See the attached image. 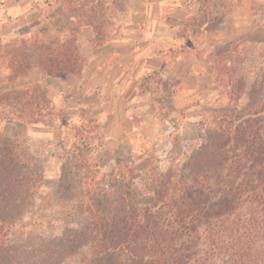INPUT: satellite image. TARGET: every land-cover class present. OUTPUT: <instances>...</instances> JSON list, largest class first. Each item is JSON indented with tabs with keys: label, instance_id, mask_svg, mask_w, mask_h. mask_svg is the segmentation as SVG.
<instances>
[{
	"label": "trees",
	"instance_id": "obj_1",
	"mask_svg": "<svg viewBox=\"0 0 264 264\" xmlns=\"http://www.w3.org/2000/svg\"><path fill=\"white\" fill-rule=\"evenodd\" d=\"M99 14L84 15L76 27H44L24 45L0 43L1 57L16 73L39 67L59 79L78 75L86 60L76 34L84 25L98 27ZM39 34L51 39L40 41ZM240 46L228 43L212 53L229 102L211 115L185 161L148 177L151 203H141L133 169L102 172L93 154L105 135L86 115L72 127L57 190L76 203L83 222L69 223L60 235L10 243L5 234L41 187L43 167L16 138L0 133V264H264V70L252 80L241 73ZM60 114L49 107L41 82L0 90L2 118L67 122Z\"/></svg>",
	"mask_w": 264,
	"mask_h": 264
},
{
	"label": "rangeland",
	"instance_id": "obj_2",
	"mask_svg": "<svg viewBox=\"0 0 264 264\" xmlns=\"http://www.w3.org/2000/svg\"><path fill=\"white\" fill-rule=\"evenodd\" d=\"M96 11L98 27L84 25L76 34L88 76L59 79L39 67L16 73L0 52V90L41 82L49 89V107L68 115L67 122L57 116L32 124L0 115V133L16 138L19 149L43 167L41 187L5 234L10 243L34 234L60 235L69 223L83 222L76 203L57 192L63 157L74 143L72 127L83 116H93L104 132V145L93 154L102 172L133 169L144 193L141 203L148 204L153 197L148 177L185 161L210 127L211 115L229 102L212 53L240 43L241 73L252 80L264 70V0H0V43L24 45L44 27H76ZM117 42L125 43L112 54L111 48L99 50L102 55L91 63L97 48ZM146 59L149 70L141 66ZM120 60L136 67L130 84L104 76ZM98 72L103 75L95 84Z\"/></svg>",
	"mask_w": 264,
	"mask_h": 264
},
{
	"label": "crops",
	"instance_id": "obj_3",
	"mask_svg": "<svg viewBox=\"0 0 264 264\" xmlns=\"http://www.w3.org/2000/svg\"><path fill=\"white\" fill-rule=\"evenodd\" d=\"M125 42H117V43H105L103 44V46L97 48L95 51V54L91 56V59H93V61H91V63L93 62L94 63V60L97 58V56H101L102 53L99 52V50H102V49H105V47L107 48H111V54L114 52V50L117 48V46H121L123 45ZM100 53V54H99ZM107 54V53H106ZM104 55V58L106 56V58H109L110 56L109 55ZM147 59L145 60V63H142L141 66H143V68L149 70V65L146 63ZM123 65V66H121ZM133 65L132 64H129V65H124L121 60L120 61H117V62H114L106 71H104V76L106 77L107 80L111 81V82H114V81H117V80H123V83H125V85L129 82L130 84V80H133V78L135 77V73H136V67H132ZM120 68L119 71H117L116 69L117 68ZM87 68V67H86ZM86 68H84V70L82 71L83 72V75L85 76H88V72H86ZM144 72V71H143ZM87 74V75H86ZM102 72H98L96 78H93L94 80V83L95 84H98L97 80H99L100 82V78L102 76Z\"/></svg>",
	"mask_w": 264,
	"mask_h": 264
}]
</instances>
